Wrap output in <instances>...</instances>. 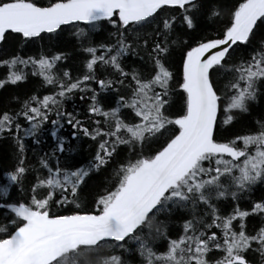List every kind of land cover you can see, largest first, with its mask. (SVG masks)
<instances>
[{"label": "snow or ice", "instance_id": "snow-or-ice-1", "mask_svg": "<svg viewBox=\"0 0 264 264\" xmlns=\"http://www.w3.org/2000/svg\"><path fill=\"white\" fill-rule=\"evenodd\" d=\"M0 142V264H264V0H0Z\"/></svg>", "mask_w": 264, "mask_h": 264}, {"label": "trees", "instance_id": "trees-1", "mask_svg": "<svg viewBox=\"0 0 264 264\" xmlns=\"http://www.w3.org/2000/svg\"><path fill=\"white\" fill-rule=\"evenodd\" d=\"M75 103H76V105H80L81 104V102L78 99L75 101ZM66 106L68 107V110H72L73 103L71 101H69ZM71 131H72V129L70 127L66 126L62 130L61 134L66 136V137H69V133ZM41 139L43 141V144L37 146L38 148L42 147L44 149H47L48 146L53 143L49 139V137H48V135L46 133L42 134ZM69 139L71 140L70 137H69ZM90 143H91L90 141H87L84 138H81L79 140L71 141V146L74 149H76V151L71 154L74 157L75 160L85 161L89 157V154H90L89 144ZM7 151H8L7 145L4 142H0V154H2L3 152H7Z\"/></svg>", "mask_w": 264, "mask_h": 264}]
</instances>
